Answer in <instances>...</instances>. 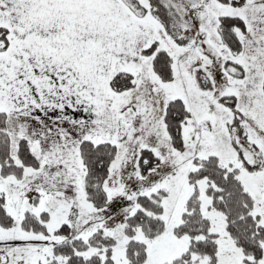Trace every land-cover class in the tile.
I'll list each match as a JSON object with an SVG mask.
<instances>
[{
	"label": "snow or ice",
	"instance_id": "1",
	"mask_svg": "<svg viewBox=\"0 0 264 264\" xmlns=\"http://www.w3.org/2000/svg\"><path fill=\"white\" fill-rule=\"evenodd\" d=\"M0 264H264V0H0Z\"/></svg>",
	"mask_w": 264,
	"mask_h": 264
}]
</instances>
